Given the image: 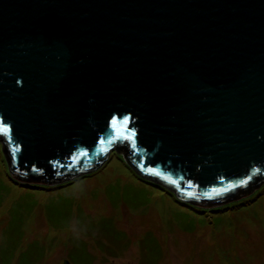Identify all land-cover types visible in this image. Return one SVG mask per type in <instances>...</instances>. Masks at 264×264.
<instances>
[{
	"label": "water",
	"instance_id": "1",
	"mask_svg": "<svg viewBox=\"0 0 264 264\" xmlns=\"http://www.w3.org/2000/svg\"><path fill=\"white\" fill-rule=\"evenodd\" d=\"M0 149L24 185L71 182L116 152L193 207L251 195L264 0H0Z\"/></svg>",
	"mask_w": 264,
	"mask_h": 264
},
{
	"label": "rangeland",
	"instance_id": "2",
	"mask_svg": "<svg viewBox=\"0 0 264 264\" xmlns=\"http://www.w3.org/2000/svg\"><path fill=\"white\" fill-rule=\"evenodd\" d=\"M127 168L112 152L94 175L45 199L44 208L53 201L50 222L68 229L61 235L47 226L38 206L33 220L19 212L16 206L24 200V189H5L0 179V224L6 222L8 212L19 215L15 235L19 238L22 220L27 239L23 237L21 244L42 243L46 255L41 264H71L69 234L87 244L92 264H141L138 244L142 239L155 240L162 250L158 264H264V198L256 208L217 222L180 206L170 194L140 181ZM77 250L84 258L82 247L78 245ZM144 257L151 259L149 254Z\"/></svg>",
	"mask_w": 264,
	"mask_h": 264
},
{
	"label": "trees",
	"instance_id": "3",
	"mask_svg": "<svg viewBox=\"0 0 264 264\" xmlns=\"http://www.w3.org/2000/svg\"><path fill=\"white\" fill-rule=\"evenodd\" d=\"M120 150H124L128 146L127 140L122 142L119 145ZM0 179L1 183L3 184L2 187L5 189L12 190L13 186H17L19 188L24 189V196L21 203H19L16 207L19 210V212H22L26 215L27 218L30 220H33L35 218V210L39 207V209L43 213V218L45 222L47 223V226L51 227L52 231L55 232L57 235H61L63 232H67L68 229L64 227H59L53 223L50 222V215H51V209L53 206L52 204H49L48 206H45L44 208V201L48 196L57 194L56 190L62 189L66 187L67 185L73 184L79 180H83L89 176L94 175L95 173H91L87 176H83L77 180L58 185L53 187L48 186H40V185H24L17 183L13 181V179L9 176L7 172L6 163L3 158V154L1 152L0 154ZM121 157V156H120ZM122 158V157H121ZM123 160V158H122ZM124 161V160H123ZM129 172L136 177L137 179H140V181L146 183L147 185L154 187L155 189H158L160 191H164L168 194H170L174 200L182 207L187 208L188 210H191L195 212L197 215L204 216L206 219L208 217L214 219L215 221L219 222L223 218L224 220L227 219L230 215L233 213H239L243 210L249 208L254 209L256 208L260 203L261 200L264 198V185L256 190L251 195L244 197L238 201H234L228 204H225L220 207L215 208H204V207H193L191 205L184 204L182 202H179L175 199V196H173L170 192L165 190L161 186H156L154 184H151L147 181L142 180L141 178L137 177L129 168H127ZM44 197L43 201H40L39 204H37V199ZM52 200V197H49ZM21 200V198H20ZM38 206V207H37ZM26 207V208H23ZM224 213V214H223ZM210 214L211 216H209ZM3 213H0V218L2 217ZM224 217H223V216ZM222 216V217H221ZM19 218V215L15 216L12 212H8V217L4 221H6L3 225L0 224V264H41L44 260V257L46 255L45 253V247L42 243H39L37 240H33L30 244H21V240L24 237V239H27V233L24 232L23 226H22V220H19L18 222V228H19V238L15 235L16 230L14 227V223L17 222ZM1 223V221H0ZM25 225V223H24ZM49 227V228H50ZM67 229V230H65ZM4 232H7L5 235H2ZM73 234H69L67 238V257L68 261L71 264H92L93 255L88 250L87 244L83 243L79 239H74L72 237ZM54 237L50 238L49 245L51 244V241ZM152 241L155 240H149V239H142L140 240L138 244L140 257H141V264H158V262L162 258V250L158 246V244ZM82 247L84 250V258L81 257L82 253L81 251L77 250V246ZM149 254L151 256V259H145L144 255Z\"/></svg>",
	"mask_w": 264,
	"mask_h": 264
}]
</instances>
